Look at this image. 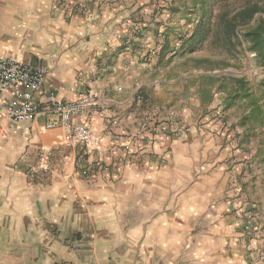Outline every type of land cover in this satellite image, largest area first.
<instances>
[{
    "label": "crops",
    "instance_id": "obj_1",
    "mask_svg": "<svg viewBox=\"0 0 264 264\" xmlns=\"http://www.w3.org/2000/svg\"><path fill=\"white\" fill-rule=\"evenodd\" d=\"M107 1L67 18L58 0H0V57L46 67L42 107L93 94L96 111L74 120L100 137L84 154L45 126L50 114L10 122L0 109V264H264V81L257 93L179 72L190 56H173L180 28L160 0ZM219 103L225 138L198 126ZM145 109L173 112L176 131L129 155L122 137ZM40 147L54 149L52 171L28 174ZM246 205L258 216L244 232Z\"/></svg>",
    "mask_w": 264,
    "mask_h": 264
},
{
    "label": "built area",
    "instance_id": "obj_2",
    "mask_svg": "<svg viewBox=\"0 0 264 264\" xmlns=\"http://www.w3.org/2000/svg\"><path fill=\"white\" fill-rule=\"evenodd\" d=\"M107 3V0H58L59 6L67 18L75 13H87L92 6L100 7ZM45 76L46 67L42 63L32 64L13 56L0 57V109L4 113L5 119L17 122L30 120L38 114H50L45 126L50 128L60 125L63 128V144L66 147L79 149L84 154L87 151L97 150L100 145V137L85 123L74 120L77 116H88L96 111L94 109L96 97L93 94L85 93L80 94L74 100L59 101L50 96L49 103L42 107L36 100L35 93L43 89ZM8 88H13L15 91L8 100L3 101V93ZM118 89L120 88L118 87ZM133 99L138 103H143L145 97L141 91L135 90ZM174 116V113L171 112L170 120L167 118L155 121L154 112L145 109L138 117L134 130L126 131L122 137L132 146V150H127V154L134 155L145 150L146 147L144 148L143 143H147L151 148L160 138H171L176 131L175 128V130L173 129V125L176 123ZM204 119V122L216 126V134L219 136L225 137L232 132L231 123L219 106L210 108L208 118ZM54 152L52 148L40 147L36 161L27 168L26 172L31 175H48L52 171ZM90 167V165H85L82 167V171L86 173ZM257 216V212L252 206L246 205L243 208L240 206L236 209V217L244 227V232L253 229ZM258 257L264 259V253H259Z\"/></svg>",
    "mask_w": 264,
    "mask_h": 264
},
{
    "label": "rangeland",
    "instance_id": "obj_3",
    "mask_svg": "<svg viewBox=\"0 0 264 264\" xmlns=\"http://www.w3.org/2000/svg\"><path fill=\"white\" fill-rule=\"evenodd\" d=\"M159 2L160 6L158 9L160 11L166 10L169 14H172L173 24L180 28L174 36V39L178 40L180 44L183 39L196 31L200 20V10L211 9L210 27L205 40L191 52L178 48L177 52L173 54V56L178 54L180 56H190L179 64V72L191 75L194 71H202L204 73L215 71L219 73L220 77L242 81L246 85L247 90L253 89V91L259 93L264 81V65L260 62L255 52L249 49L247 41L242 40L235 48L230 47L224 40L226 24L222 22L221 17L225 15L229 17L242 7L257 5L260 10L254 14L253 20L238 27V34L241 36L249 25H254L257 21L264 20V0H160ZM234 97L231 98L233 99ZM216 106L222 108L228 119L224 106L221 103ZM208 111L209 109L199 117L198 126H203L201 120L202 118H208ZM240 226L242 229L244 228L241 223ZM246 240L248 242V239Z\"/></svg>",
    "mask_w": 264,
    "mask_h": 264
},
{
    "label": "trees",
    "instance_id": "obj_4",
    "mask_svg": "<svg viewBox=\"0 0 264 264\" xmlns=\"http://www.w3.org/2000/svg\"><path fill=\"white\" fill-rule=\"evenodd\" d=\"M259 10L257 5L245 6L229 17L228 15L222 16L221 20L226 24L224 40L230 47L235 48L242 40L247 41L249 49L255 52L260 62L264 65V20H259L256 24L249 25L241 36L238 34V27L250 23L253 20L254 14ZM199 19L196 31L183 39L179 48L191 52L198 48L199 44L205 40L210 27L211 9H201Z\"/></svg>",
    "mask_w": 264,
    "mask_h": 264
}]
</instances>
